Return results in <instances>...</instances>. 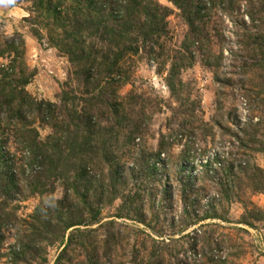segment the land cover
<instances>
[{
  "label": "rangeland",
  "instance_id": "1",
  "mask_svg": "<svg viewBox=\"0 0 264 264\" xmlns=\"http://www.w3.org/2000/svg\"><path fill=\"white\" fill-rule=\"evenodd\" d=\"M0 264H264V0H0Z\"/></svg>",
  "mask_w": 264,
  "mask_h": 264
},
{
  "label": "trees",
  "instance_id": "2",
  "mask_svg": "<svg viewBox=\"0 0 264 264\" xmlns=\"http://www.w3.org/2000/svg\"><path fill=\"white\" fill-rule=\"evenodd\" d=\"M74 22H76V27H75V33H74V35H72V39H74V43L76 44V45H78V44H80L81 42L83 43L84 41H85V39L83 38V36H80V29H82L83 28V26L85 25V24H87L86 23V20L85 19H83V18H81V17H76V19H74ZM100 22H101V20H100ZM102 23V22H101ZM112 29V28H111ZM78 39H80V40H78ZM76 48V47H75ZM108 68H109V66H108ZM114 72H117L116 70H113V69H110L109 70V72H108V74H109V77L111 78V84H113L114 86H115V84H117V88H115V87H113L112 88V90H110V89H108V90H106L105 91V94L108 96L109 95V101H106L104 104L105 105H107V104H112V102L116 99L117 100V97H118V91H119V88H120V85H122L121 83H122V80H121V78H112V75L114 74ZM88 80H90V78L88 79ZM89 82V84H90V82L91 81H88ZM91 85V84H90ZM116 103L117 104H119L117 101H116Z\"/></svg>",
  "mask_w": 264,
  "mask_h": 264
}]
</instances>
